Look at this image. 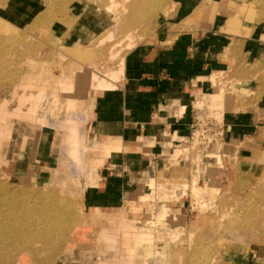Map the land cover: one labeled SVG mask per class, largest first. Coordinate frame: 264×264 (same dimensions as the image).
Instances as JSON below:
<instances>
[{
    "label": "rangeland",
    "instance_id": "374dc122",
    "mask_svg": "<svg viewBox=\"0 0 264 264\" xmlns=\"http://www.w3.org/2000/svg\"><path fill=\"white\" fill-rule=\"evenodd\" d=\"M113 1L0 0V186L8 191H0V195L20 207L32 204L27 216L39 219L40 228H44L40 229L42 236L29 243L25 236L37 230L28 223L25 236L6 248L0 246V264H122V256L135 260H126L125 264H264V182L248 175L227 181L228 163L242 165L239 153L229 158L226 153H218L222 141L211 136L209 127L193 130V138L182 146L189 148L177 153L170 169L161 171L164 177L156 170L133 178L128 195L131 199L126 197L120 209L104 211L105 216L117 218L106 220V225L88 222L93 211L86 207L82 195L94 186L92 172L100 174L102 163L97 158H90L84 150L80 159L88 164L73 167L70 156L59 153L61 168L51 174L44 172L36 153H25L33 142L26 139V127H21L16 118L27 117L21 113H29V101L47 100V91L60 81L49 75L78 74V81L85 73L79 74L80 69L89 66L96 71L91 73L100 74L99 81L114 88L123 74V56L148 37L149 19L166 2ZM86 2L97 8L117 5L109 9L121 11L115 18L117 27L87 46L61 48L53 37V24L67 20L73 5L81 8ZM115 28L116 35L112 33ZM127 34L133 35L132 42ZM88 89L97 90L93 86ZM38 91L42 92L37 95ZM49 101L57 102L54 97ZM64 115L63 121L46 124L45 120L39 127L64 131L65 140H74L69 148L78 145L79 150L84 149L88 143L84 145L79 136V119L69 112ZM221 115L208 114L218 122ZM212 144L215 153L209 151ZM90 159L95 161L90 163ZM47 197L66 203L55 229L42 225ZM123 216L128 220L122 221ZM102 226L109 227L108 232L100 233ZM17 229L18 223L0 211L1 232L8 236ZM99 233V242L105 246L97 240ZM127 250L132 257L126 256Z\"/></svg>",
    "mask_w": 264,
    "mask_h": 264
},
{
    "label": "crops",
    "instance_id": "0c3cea01",
    "mask_svg": "<svg viewBox=\"0 0 264 264\" xmlns=\"http://www.w3.org/2000/svg\"><path fill=\"white\" fill-rule=\"evenodd\" d=\"M78 5L67 20L52 26L61 48L87 46L117 27L121 11H110L117 5ZM160 8L148 21V37L123 56V74L113 89L84 90L78 74L49 75L60 81L47 91V100L29 101V113H21L27 117L16 118L33 142L25 153H36L44 172L51 174L61 168L59 153H67L66 132L39 127L45 120L63 121L69 112L80 121L84 145L122 142L118 152L98 155L103 158L101 179L82 194L93 211L91 224L116 218L104 211L120 209L126 197L131 199L130 181L140 173L170 169L199 126L209 127L211 136L222 141L218 153L227 158L239 153L242 165L228 163L227 181L248 175L264 182V0H166ZM94 71L88 66L78 73ZM219 112L221 122L208 116ZM107 228L102 226L100 233Z\"/></svg>",
    "mask_w": 264,
    "mask_h": 264
},
{
    "label": "bare ground",
    "instance_id": "6f19581e",
    "mask_svg": "<svg viewBox=\"0 0 264 264\" xmlns=\"http://www.w3.org/2000/svg\"><path fill=\"white\" fill-rule=\"evenodd\" d=\"M112 2H114L113 0H111ZM129 33V32H128ZM128 37V39L131 41L133 38L132 34H127L126 38ZM132 42V41H131ZM131 44V43H129ZM115 49V48H114ZM113 49V50H114ZM116 53V52H113ZM111 55L115 56L112 54L111 51ZM114 58V57H112ZM120 66V65H119ZM108 69V68H107ZM122 69H123V64H122ZM101 70V69H100ZM96 72V71H95ZM100 74H96V73H91V72H85L84 74L80 75L78 77V86L80 89H88L89 87L95 88V89H108V88H113L112 84H104L101 80L99 81L98 77ZM110 75L113 76L114 73L110 71ZM103 76V75H102ZM109 76V75H108ZM116 76V75H115ZM120 77V76H119ZM104 78V77H103ZM105 79V78H104ZM34 80V79H33ZM105 82V81H104ZM108 83V82H106ZM47 89V88H46ZM70 89V88H69ZM51 129H54L51 128ZM77 130V128H76ZM76 130L75 134H76ZM51 131V130H50ZM73 131V132H74ZM80 136V135H79ZM74 141V140H73ZM71 139H67V140H63V149L66 150L68 153L67 156L70 158L73 167H78L81 165H85L88 164L85 161L82 162L81 161V157L83 156L84 150L85 151H90L92 149V151H102L103 153H88L90 155V158H97L99 160L100 163L103 162V158H101L100 154H103L104 156H107L110 154L111 151L113 152H118L122 146L121 141L119 140H112L109 142V144L106 145H101L98 143H88L87 146L84 147V149L79 150V148L77 147L78 145H75L74 148H69L68 144L70 142H73ZM90 148V150H89ZM85 154V153H84ZM95 159H90V163H92V161L94 162ZM96 159V160H97ZM79 176V175H78ZM80 178V177H79ZM81 179V178H80ZM101 179V175L96 173V172H92V184L95 186L98 184L99 180ZM80 183V182H79ZM152 186V185H151ZM0 191H2V193H6L8 194V191L5 190V188L0 186ZM51 196V195H50ZM46 201L44 202L47 206L45 208H43L42 211V218H43V223L46 222L48 224H43L42 225H49L51 227V229H55L58 226V222L60 223V217L61 215H63V211L65 210L64 205L66 206V203L64 204L63 201L57 200V199H51L50 197L44 198ZM16 202L12 201L10 198H8L6 195L1 196L0 195V211L4 216H9L11 217V220H13L14 222L18 223L19 229L13 231V233H10L8 236L6 234H4L3 232H1L0 230V246L6 248L8 246V244L11 242L13 244V242L15 241L16 238L21 237V236H25L26 234L24 233L25 229H27L26 227L29 225L28 223H30V225H35L36 232H31L29 235L25 236V239H28V242L31 243V241L36 240L38 235H41V230L40 229H44L43 227L40 228V222L38 220H35V218L33 216H27L28 212L31 211L30 210V203L29 206H18V204H15ZM27 204V203H26ZM38 205V204H37ZM33 206V205H32ZM41 206V205H40ZM27 207V208H26ZM39 208V206H38ZM25 209L27 211V213L25 212ZM32 209V208H31ZM36 209V206L35 208ZM32 209V210H33ZM40 210V209H39ZM38 211V210H36ZM23 212L24 216L21 218L20 217V213ZM32 213V212H31ZM37 213V212H36ZM33 215V213H32ZM27 216V217H26ZM37 216V215H36ZM39 216V215H38ZM37 216V218H38ZM29 217V218H28ZM32 217V218H30ZM28 218V219H27ZM36 218V219H37ZM41 218V217H40ZM28 224V225H27ZM133 229V228H132ZM127 233V232H126ZM129 236L132 235L130 233H133V230L129 231ZM136 233V232H135ZM137 234V233H136ZM139 235V234H138ZM42 236V235H41ZM31 237V238H30ZM125 237V236H124ZM127 237V234H126ZM125 237V238H126ZM34 238V239H33ZM137 238V236L135 237V239ZM46 239V238H45ZM51 241V240H50ZM44 242V241H43ZM48 242V241H46ZM55 242V241H54ZM53 242V243H54ZM131 256V252L130 250H127V254L126 256ZM125 256L119 257V260L122 264H125L124 262L126 260H128L127 258H124ZM132 257V256H131ZM128 261L130 262H134V258H132L131 260L129 259Z\"/></svg>",
    "mask_w": 264,
    "mask_h": 264
}]
</instances>
